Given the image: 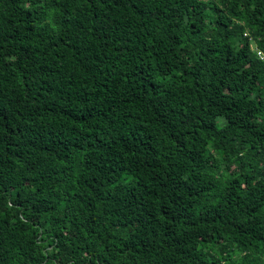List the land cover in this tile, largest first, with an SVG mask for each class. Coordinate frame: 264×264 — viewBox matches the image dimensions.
Segmentation results:
<instances>
[{"label":"trees","instance_id":"trees-1","mask_svg":"<svg viewBox=\"0 0 264 264\" xmlns=\"http://www.w3.org/2000/svg\"><path fill=\"white\" fill-rule=\"evenodd\" d=\"M264 0H0V264H264Z\"/></svg>","mask_w":264,"mask_h":264},{"label":"built area","instance_id":"built-area-1","mask_svg":"<svg viewBox=\"0 0 264 264\" xmlns=\"http://www.w3.org/2000/svg\"><path fill=\"white\" fill-rule=\"evenodd\" d=\"M259 56H261L262 58H264V56L261 54V51L258 52Z\"/></svg>","mask_w":264,"mask_h":264}]
</instances>
